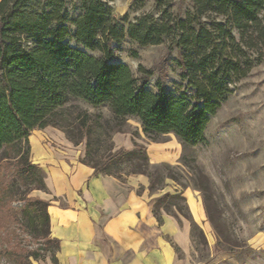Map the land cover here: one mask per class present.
I'll return each instance as SVG.
<instances>
[{
    "label": "trees",
    "instance_id": "1",
    "mask_svg": "<svg viewBox=\"0 0 264 264\" xmlns=\"http://www.w3.org/2000/svg\"><path fill=\"white\" fill-rule=\"evenodd\" d=\"M153 1L163 8V19L147 16L135 24L128 15L116 18L111 0H87L75 18L69 17L67 0L0 1V220L7 217L0 221V255L14 257L15 264L47 257L59 264L60 242L51 236L50 203L18 189L23 184L47 191L43 171L31 160L34 130L52 127L75 146L85 144L82 163L96 176L122 183L145 176L150 193L156 194L168 181L179 185L173 168L151 164L138 145L130 151L117 149L115 135L127 133L129 121L136 120L152 142L173 134L184 147L204 145L212 117L249 75L252 62L233 32L242 40L248 36L249 49L264 44V0H182L192 9L185 19L170 12L176 0ZM126 38L142 48L171 38L169 55L179 53L185 90L178 95L167 91L166 69L159 71L157 90L152 91L149 80L157 70L140 68L138 79L126 64L111 63V43ZM18 200L23 204L14 208ZM153 214L159 223L163 214L179 221L183 217L191 222L192 233L198 230L182 193L161 196ZM28 229L41 242L35 250L21 239Z\"/></svg>",
    "mask_w": 264,
    "mask_h": 264
},
{
    "label": "rangeland",
    "instance_id": "2",
    "mask_svg": "<svg viewBox=\"0 0 264 264\" xmlns=\"http://www.w3.org/2000/svg\"><path fill=\"white\" fill-rule=\"evenodd\" d=\"M86 1L67 0L69 17H78ZM142 2L111 0L109 5L116 18L128 15L132 24L147 16L156 21L163 19V8L156 7L155 1L148 0L141 7ZM190 11V3L182 0H176L170 9L174 17L180 15L183 19ZM217 21L223 22V19L219 17ZM233 34L241 42L247 58L249 56L252 69L246 78L237 83L233 93L212 117L205 134L206 144L184 147L173 134L152 142L143 134L136 120H130L127 133L121 134L132 141L130 150L138 145L147 151L151 163L167 164L173 168L179 185L168 181L160 195L164 192H190L200 201L202 217L197 223L198 230L191 233L192 264H264V44L249 49L248 36L242 40L238 32ZM66 42L78 45L74 39H67ZM171 43L172 39L167 38L159 46L142 48L128 38L120 43L112 42L113 58L110 62L126 64L138 79L140 68L157 70L149 80L148 88L152 91L157 90L159 71L166 69L168 78L163 83L167 91L178 95L185 90L187 83L181 79L178 51L169 55ZM90 54L101 56L99 52ZM80 106L94 112L87 105ZM100 111L107 115L106 109ZM37 132L31 133L29 143ZM116 148L124 149L118 145ZM18 189L29 198L42 200L48 194V191L32 190L23 184H19ZM18 198L21 199V195ZM22 204L18 200L13 207L19 208ZM205 207L214 224L208 218ZM1 220L6 221L7 217L3 215ZM14 226L19 230V225ZM25 233L21 234L24 244L30 250L37 249L41 244L36 240L37 235L29 229ZM179 257H182L180 252ZM48 260H51L50 257L42 261L30 259L28 264H47ZM15 263L14 257L0 255V264Z\"/></svg>",
    "mask_w": 264,
    "mask_h": 264
},
{
    "label": "crops",
    "instance_id": "3",
    "mask_svg": "<svg viewBox=\"0 0 264 264\" xmlns=\"http://www.w3.org/2000/svg\"><path fill=\"white\" fill-rule=\"evenodd\" d=\"M36 131L30 139L32 160L44 173L48 194L42 200L50 203L51 236L60 242L59 264H192L191 222L163 214L159 223L154 217V204L166 192L150 193L145 176L130 178L132 183L96 176L82 163L85 144L75 146L52 127ZM114 142L130 151L132 141L121 134ZM178 193L199 223L198 198Z\"/></svg>",
    "mask_w": 264,
    "mask_h": 264
}]
</instances>
